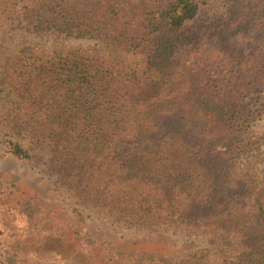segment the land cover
Here are the masks:
<instances>
[{
  "label": "trees",
  "instance_id": "1",
  "mask_svg": "<svg viewBox=\"0 0 264 264\" xmlns=\"http://www.w3.org/2000/svg\"><path fill=\"white\" fill-rule=\"evenodd\" d=\"M2 142L46 155L111 232L140 233L113 258L72 224L45 230L68 264H264V0H0Z\"/></svg>",
  "mask_w": 264,
  "mask_h": 264
},
{
  "label": "rangeland",
  "instance_id": "2",
  "mask_svg": "<svg viewBox=\"0 0 264 264\" xmlns=\"http://www.w3.org/2000/svg\"><path fill=\"white\" fill-rule=\"evenodd\" d=\"M53 45L66 50L99 52L106 58L126 57L130 63H141L138 56L109 48L94 40L61 38ZM260 152L261 172L264 171V147ZM62 175L63 172L50 164L46 155L40 154L29 162L18 161L6 155L4 144L0 143V254L5 253V257H8L9 253L12 264H68L67 257L54 254L44 245L45 230L47 234H61L66 224L76 226L83 237L87 235L97 242H105V246L98 247L99 250L96 248V253L111 250L113 258H120V253L130 251L131 240L135 237L127 236L140 235L139 231L134 230L119 234L111 232L97 208L84 203L66 188L60 181ZM17 186L21 192L15 195L14 189ZM10 192L13 195L9 200H4V196ZM28 192L32 195L27 197ZM177 234L171 240L183 244L185 236L180 232ZM262 235V232L256 230L249 232L247 237L253 239ZM72 236L76 239V236ZM198 238L197 242L193 240L184 246L201 247L199 241L203 238ZM75 241L79 242L78 239ZM217 241L218 237L214 236L205 239V242Z\"/></svg>",
  "mask_w": 264,
  "mask_h": 264
}]
</instances>
